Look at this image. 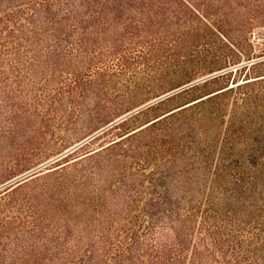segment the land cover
<instances>
[{
	"label": "trees",
	"instance_id": "16d2710c",
	"mask_svg": "<svg viewBox=\"0 0 264 264\" xmlns=\"http://www.w3.org/2000/svg\"><path fill=\"white\" fill-rule=\"evenodd\" d=\"M247 14L264 20V0H0V264L50 261L33 248L58 194L109 188L134 229L106 264H264L258 63L150 102L223 68L176 61L190 55L180 42L227 36ZM149 44L161 46H132ZM56 126L73 135L54 166L10 184L36 166L45 141H35ZM239 143L244 170L235 173Z\"/></svg>",
	"mask_w": 264,
	"mask_h": 264
},
{
	"label": "rangeland",
	"instance_id": "374dc122",
	"mask_svg": "<svg viewBox=\"0 0 264 264\" xmlns=\"http://www.w3.org/2000/svg\"><path fill=\"white\" fill-rule=\"evenodd\" d=\"M228 20L224 19L223 23H230ZM263 21L264 20L259 19L257 16L247 14L242 18L240 25L235 21L232 22L233 24H228L226 27V29H228L226 32L228 37L219 31L215 33H206L203 31L197 36L199 41L187 39L179 43L182 49H189L190 55L189 57L183 56L184 58L177 57L175 60L182 61L186 59L198 62L204 61L205 58H207L211 63L223 67L218 71L200 76L192 82L214 73L223 74L231 69H237L241 64L252 65L253 63H258L254 66L253 72L256 74L264 73ZM173 44L175 43H165L163 47L168 48ZM132 46L139 49H156L157 46L161 45L149 44ZM206 54L207 56H205ZM250 56L255 57L249 59ZM163 60H167L166 56H163ZM142 61H146V58ZM149 61L155 63L156 57H149ZM247 74L248 70L238 74L235 72L231 77L225 78L226 82L224 81L222 83L235 85L237 82L244 81L252 76L249 75L250 73L248 74L249 76ZM213 77H209L208 79ZM149 103L143 104L137 109H142ZM137 109H134L133 112H138L139 110L136 111ZM145 121L146 120L142 121L139 125H142ZM61 129L59 126H56V128L53 129L55 131H52L50 134L48 133L45 139L41 137L39 140L35 141V143H44L45 141L43 145L44 154L33 155L36 166L16 176L12 181L10 180V184L20 182L23 180L22 176L27 173L32 172L33 174L41 169H50V167L54 166L52 159L58 156L57 147L60 145H67L62 137L73 135L69 129ZM67 139L68 140L65 141H69L71 138ZM108 142L109 141H102V144H108ZM240 149H243L241 143L232 151L231 158L233 159L235 173H240L244 170L242 164L243 158L241 154H237ZM237 161H239V163H237ZM154 164L151 163L148 169H151ZM4 165H6V160H4ZM41 166L43 168H41ZM6 186L7 184L0 185L1 189H4ZM89 192L81 191L79 197H69V191L68 193L64 191L58 194L54 210L48 215V218L44 217L45 219H42L41 226L43 232L39 233L36 238L38 245L35 249L33 248V252L41 253L43 257L50 258V261L45 260L43 264H95V262H91L86 258V255H90L91 250H93V254L99 255L102 264H106V258L115 257L119 252V247L125 237V233L130 228L134 229L132 222H126L127 224H125L123 219L127 216L118 208L117 198L110 188L103 192L98 191L91 194H89ZM132 206L134 208L138 207L136 204ZM121 207L122 206H120V208ZM132 215H135V212H133ZM131 233L132 232H130L129 235H131ZM147 233L146 231L144 235L146 236ZM151 241L150 236L146 238L147 244H150ZM83 258L85 260H83Z\"/></svg>",
	"mask_w": 264,
	"mask_h": 264
},
{
	"label": "water",
	"instance_id": "95a60500",
	"mask_svg": "<svg viewBox=\"0 0 264 264\" xmlns=\"http://www.w3.org/2000/svg\"><path fill=\"white\" fill-rule=\"evenodd\" d=\"M218 74H219V73H214V74H212V75H210V76H207V77H204V78H202V79H200V80H197V81H195V82H192V83H190V84H188V85H186V86H184V87H182V88H179V89H177V90L171 91V92H169V93H167V94H165V95H162L161 97L155 99V100L152 101L151 103H153V102H155V101H157V100H159V99H162V98H164V97H166V96L172 95V94H174V93H176V92L182 90L183 88H186V87H188V86H190V85H192V84H195V83L200 82V81H202V80H206V79H208L209 77H213V76H216V75H218ZM149 104H150V103H149ZM140 109H141V108H140ZM140 109H137L136 111H138V110H140ZM130 114H131V113H130ZM31 174H32V172H31V173H27L26 175H23V176H22V179H25V178H23V177H27L28 175H31Z\"/></svg>",
	"mask_w": 264,
	"mask_h": 264
}]
</instances>
